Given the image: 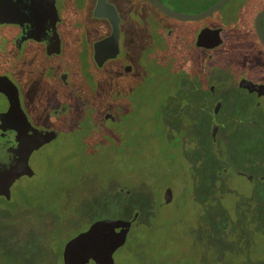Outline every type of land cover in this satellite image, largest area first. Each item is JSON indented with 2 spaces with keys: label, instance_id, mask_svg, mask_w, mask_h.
Returning a JSON list of instances; mask_svg holds the SVG:
<instances>
[{
  "label": "rangeland",
  "instance_id": "1",
  "mask_svg": "<svg viewBox=\"0 0 264 264\" xmlns=\"http://www.w3.org/2000/svg\"><path fill=\"white\" fill-rule=\"evenodd\" d=\"M159 1L196 15L218 0ZM56 2L61 57L84 106L59 82L20 71L16 80L30 122L61 130L31 155L33 178L0 189V264H63L67 241L91 223L135 215L114 264H264V96L257 107L232 84L238 75L264 83V52L253 30L264 0H229L210 18L188 22L170 19L144 0H107L120 18V56L100 74L89 50L106 29L95 20L78 22H93L95 0ZM211 23L221 28L222 45L206 64L193 41ZM161 27L174 32L170 41L177 37L182 50L171 51ZM12 35L0 27L6 43ZM183 58L191 59L189 70L200 85L189 94L187 115L170 98L185 65L175 60ZM123 64L133 66L131 76H123ZM99 76L104 83L95 81ZM207 78L221 101L211 116L220 125L215 140L200 108L213 103L204 99ZM107 94L113 112L120 106L115 123L99 116ZM60 106L68 112L49 118Z\"/></svg>",
  "mask_w": 264,
  "mask_h": 264
},
{
  "label": "flooded vegetation",
  "instance_id": "2",
  "mask_svg": "<svg viewBox=\"0 0 264 264\" xmlns=\"http://www.w3.org/2000/svg\"><path fill=\"white\" fill-rule=\"evenodd\" d=\"M96 1L97 0L94 2L90 15L93 22L86 20L88 23H85L83 17L78 18V22L80 25H82V23L93 25L95 20L103 23V27L106 29L104 36L94 40L93 44L90 46L91 51L89 50L90 59L93 63L92 68L96 74H100L107 62L116 61L119 58L120 48L118 38V56L114 59H108L104 61L101 66L96 65L93 59L94 44L108 37L111 33V25L107 19L96 18L93 16ZM144 1L153 6L161 14L165 15L155 5L151 4L147 0ZM212 14L210 16H212ZM210 16L206 18H210ZM167 17L173 19L169 16ZM61 22L62 21L56 0H0V27H6L9 30H13V35L9 38L8 43L4 41L5 38L0 36V114L7 113L6 116L0 119V189L3 188V190H5L10 184L11 188L15 180H18L21 177L26 176L28 178H33L34 172L29 165L31 155L35 151L39 150L42 146L50 143L52 139L59 136L61 130L59 125L53 126L52 123H47L45 127H40L35 125V123L30 122L23 107L21 91L16 80L21 77L19 74L20 71L27 68L33 75L36 74L38 79L45 80L50 85L52 83L59 82L71 94H73L77 100H79L82 107L84 106L81 97L77 95L76 91L71 85L72 69L69 71L68 65L63 63L61 57L62 45L59 34V25ZM204 28L211 30L219 29L221 43L218 46L222 45L221 28H219L218 25L213 23L204 25L198 30L197 35ZM161 29L166 41L173 39L174 32L172 30L167 28L165 29V27H161ZM254 34L259 47L264 52V47L256 36L255 30ZM197 35L193 41L194 47L197 50L200 49L201 51L205 52L206 58L204 59V62H206V64L212 62L213 58L211 51H213L218 46L213 48L197 46ZM2 40L3 43L1 42ZM207 44L212 45V42L209 41ZM170 45L172 46L171 51L175 50V52H179L182 50L181 45L177 44V37L175 41H170ZM33 50H37L38 54L41 53L43 55L45 64L43 61L41 63L35 61L34 56H36V54ZM175 62H178L179 65H182V63L185 65H182V70H180L176 78L177 83L175 84V88L177 87L178 90L175 95L170 98L175 99V103L179 105L177 112L187 115L191 110V105L189 103H192V95L189 96V94L200 90V85L198 78L195 77V72L189 70L190 65L188 64H191V59H187V61L185 58L177 59ZM121 70L124 77L131 76L134 71L133 66L130 64H123L121 66ZM102 80L103 79L100 78V76L95 78L96 82H103ZM245 80L246 79L242 75H238L234 78L232 84L236 87L237 91L251 95L254 99V105L259 107L260 99L264 96V88L258 87L257 89L249 90L246 87H243L244 83L242 81ZM212 84L213 83L209 82L207 78L204 82V86H201L207 90V94H205L204 99H213L212 106L211 104H208L209 106L207 108L205 105L201 106L200 108H203L201 110L205 111V113L208 115L209 136L211 140H215L212 138L214 137L213 128L215 126L217 127V133L220 125L218 122L212 123L211 116L218 115L221 107V101L215 96V86ZM259 84L264 86V83ZM110 96L112 97V93ZM110 96L107 94L105 98L103 97L102 100H104V105L106 108L100 110L99 116L103 122L115 123V121H117V118L115 117L116 111L117 109L120 110V106L118 105L113 112V101H109ZM217 105L219 106L218 110H216ZM215 110L216 112H214ZM67 112L68 107L60 106L52 110L49 118L53 117L57 119ZM117 112L119 113V111ZM49 133H53V135H49ZM128 193L129 192L125 194ZM170 199L171 195L168 202H170ZM125 220H129L132 223L134 217Z\"/></svg>",
  "mask_w": 264,
  "mask_h": 264
},
{
  "label": "water",
  "instance_id": "3",
  "mask_svg": "<svg viewBox=\"0 0 264 264\" xmlns=\"http://www.w3.org/2000/svg\"><path fill=\"white\" fill-rule=\"evenodd\" d=\"M147 1L155 5L166 16L178 21L188 22L199 21L210 16L229 0H218L196 15H186L170 10L158 0ZM93 16L96 18H105L111 25L110 35L94 44L93 59L97 66H101L104 61L114 59L119 54V18L116 9L110 5L107 0L96 1ZM263 16L264 6L254 18L256 36L264 47V32L261 27ZM219 32V29H202L197 35L196 45L205 48L218 46L221 43ZM209 41L212 42V45L207 44ZM242 82L244 83L243 87L249 90L257 89L258 87L264 88L263 85H253L247 81ZM218 109L219 106L217 105L216 110ZM216 110L214 112H216ZM6 114H0V119L6 116ZM216 129L217 127L215 126L213 128V134ZM51 134L53 135V133H49V135ZM5 190H7V188ZM169 197L170 191L167 190L165 193V200L167 202L169 201ZM130 226L131 221L125 219H103L93 222L85 231L78 233L67 241L62 252L63 264H114L112 255L124 244Z\"/></svg>",
  "mask_w": 264,
  "mask_h": 264
}]
</instances>
